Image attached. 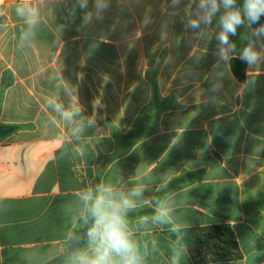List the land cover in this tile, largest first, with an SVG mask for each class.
<instances>
[{
  "label": "crops",
  "instance_id": "0c3cea01",
  "mask_svg": "<svg viewBox=\"0 0 264 264\" xmlns=\"http://www.w3.org/2000/svg\"><path fill=\"white\" fill-rule=\"evenodd\" d=\"M22 2L0 0V123L15 127L0 134V264L63 257L86 234L79 197L96 178L126 194L142 188L128 218L145 264H171L173 248L187 249L183 230L224 223L242 258L208 264H264V66L249 72L250 91L231 68L251 29L230 37L236 52L225 64L222 6L198 38L187 24L199 0L176 9L171 0H111L88 23L75 0H44L35 35L21 40ZM53 97L81 107L92 126L73 135L47 107ZM132 132L136 144L109 160L117 137ZM162 204L169 216L153 222ZM182 264L199 263L187 250Z\"/></svg>",
  "mask_w": 264,
  "mask_h": 264
},
{
  "label": "clouds",
  "instance_id": "9594fccd",
  "mask_svg": "<svg viewBox=\"0 0 264 264\" xmlns=\"http://www.w3.org/2000/svg\"><path fill=\"white\" fill-rule=\"evenodd\" d=\"M44 0H24L15 8L16 15L24 20L26 28L21 32V40L35 35ZM76 7L82 12L85 23L93 17L99 20L103 13L111 6V0H92L89 8V0H75ZM181 0H171L170 7L176 9ZM219 16L220 31L217 34L219 61L227 64L230 54L236 52V44L230 37L237 35L238 29L247 26L250 30L245 36L247 43L239 53V59L246 68V80L243 82L245 91L255 88L257 79L250 77L249 72H254L264 66V42L257 46V42L264 37V0H243L238 4L237 0H199L194 18L188 21L187 26L193 30H200L198 38L203 36L201 25H212L213 18L221 11ZM256 26V27H253ZM60 79V77H57ZM222 77L215 80L211 91L218 92L222 88ZM70 85L65 87L68 93ZM47 107L51 108L59 116L74 125L72 134L79 135L83 132L85 121L88 126L94 123L90 117L82 115V108L78 105H65L57 98H49ZM78 118V119H77ZM78 155H83V149H76ZM63 155V154H62ZM142 188L136 187L130 193L118 191L111 184H97L94 188H86L81 192L79 200L82 205V218L87 224V246L77 249L66 264H145L146 257L142 254L140 246L133 238L130 228L128 212L135 209L136 202L132 197H140ZM169 208L160 205L152 216L153 222H165L169 216ZM147 217L141 218V223L147 221ZM188 227V226H186ZM173 231H176L174 228ZM187 249L177 251L172 249L171 264H182Z\"/></svg>",
  "mask_w": 264,
  "mask_h": 264
},
{
  "label": "trees",
  "instance_id": "16d2710c",
  "mask_svg": "<svg viewBox=\"0 0 264 264\" xmlns=\"http://www.w3.org/2000/svg\"><path fill=\"white\" fill-rule=\"evenodd\" d=\"M261 23H264V17L261 18ZM231 68L239 80H245L246 65L241 62L240 59H233L231 61ZM14 130L15 127L2 125L0 123L1 135L11 133ZM137 139L138 136H136L134 132L117 137L116 151L113 155L109 156V160L121 157L129 152V150L136 144ZM97 184H99L98 178L93 181L92 188H94ZM182 236L185 240L190 256L196 263L208 264L242 258V253L239 248L235 232L229 224H215L183 230ZM86 243V234L82 235L78 239H72L66 254L63 257L55 259L47 264H61L66 262L77 249H81L86 245Z\"/></svg>",
  "mask_w": 264,
  "mask_h": 264
}]
</instances>
